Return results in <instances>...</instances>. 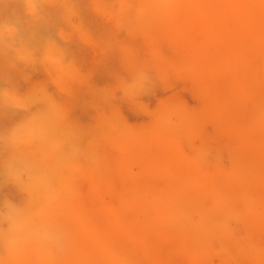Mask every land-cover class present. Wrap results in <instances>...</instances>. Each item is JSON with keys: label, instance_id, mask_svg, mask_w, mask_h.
Here are the masks:
<instances>
[{"label": "rangeland", "instance_id": "374dc122", "mask_svg": "<svg viewBox=\"0 0 264 264\" xmlns=\"http://www.w3.org/2000/svg\"><path fill=\"white\" fill-rule=\"evenodd\" d=\"M195 1L199 12L212 9ZM92 2L81 0L93 43L74 37L69 58L97 87L131 80L119 49L107 47L126 43L154 66L155 83L140 109L118 92L115 116L101 112L110 167L84 168L74 245L56 264H264V2L221 0L227 10L258 11L217 22L191 18L192 1L183 0L135 37ZM32 81L48 76L38 68ZM89 99L78 88L70 100L85 126L96 122ZM201 146L215 155L202 158Z\"/></svg>", "mask_w": 264, "mask_h": 264}, {"label": "clouds", "instance_id": "9594fccd", "mask_svg": "<svg viewBox=\"0 0 264 264\" xmlns=\"http://www.w3.org/2000/svg\"><path fill=\"white\" fill-rule=\"evenodd\" d=\"M171 7L169 0H93L91 5L131 37L146 33ZM83 13L81 0H0V193L6 187L15 191L0 195V264H56L70 254L77 229L72 205L82 172L110 167L102 148L106 125L98 118L101 112L115 116L118 92L140 109L138 98L155 83L154 66L138 58L133 46L109 42L132 78L93 85L65 47L74 37L93 43ZM38 68L55 92L46 81H32ZM22 84L30 86L22 90ZM78 88L87 89V103L97 109L94 125L72 117L70 100ZM201 155L215 154L201 146Z\"/></svg>", "mask_w": 264, "mask_h": 264}, {"label": "bare ground", "instance_id": "6f19581e", "mask_svg": "<svg viewBox=\"0 0 264 264\" xmlns=\"http://www.w3.org/2000/svg\"><path fill=\"white\" fill-rule=\"evenodd\" d=\"M189 1H192L191 5H193V13L191 15V18H202V16L210 17L212 15L213 17H215L217 22H219L221 20H225L227 18H230L229 17L230 15L242 16L244 18H246L248 15L254 16L256 14V11H258L257 9H255V10H249V9L241 10L239 7L236 9L232 8L230 10H227L226 8H224L223 4L221 3V0H202V1L208 2L210 4V8H212V9H210L208 12H205L202 10H200V12H199L198 9L196 8L197 5L199 4V2L195 1V0H189ZM231 2L232 3L238 2L240 4L241 3L249 4L250 5L249 8H251L253 6V3L264 2V0H231ZM169 3L172 6L173 5H183L182 4L183 0H169ZM257 13H258V15H256V16L258 17L259 12H257ZM195 20H197V19H195ZM192 22L194 23V20ZM185 26H188V25H185Z\"/></svg>", "mask_w": 264, "mask_h": 264}]
</instances>
